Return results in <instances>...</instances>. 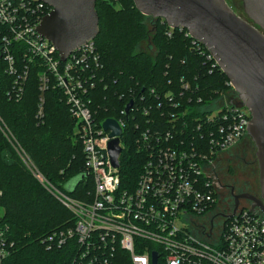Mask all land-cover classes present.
<instances>
[{"label":"built area","instance_id":"built-area-1","mask_svg":"<svg viewBox=\"0 0 264 264\" xmlns=\"http://www.w3.org/2000/svg\"><path fill=\"white\" fill-rule=\"evenodd\" d=\"M51 10L42 0H0V57L5 73L14 78L10 95L20 101L33 67L39 70L40 92H63L92 179V191L75 199L35 172L74 219L73 226L49 235L44 241L47 247H69L74 256L68 264H152L153 253L158 255V264H264V214L260 209L239 205L235 213L233 208L219 218L217 225L202 226L219 204L220 185L213 170L217 156L248 136L251 115L240 101L238 105L230 101L228 94L234 90L230 81L231 89L210 100L194 117L195 131L187 118H182L186 113H168L170 107L181 109L182 100L191 91L189 85L182 86L177 97L166 93L165 101L157 106L169 108L163 112L164 122L151 118L145 127L134 122L135 112L148 116L152 106L140 111L132 97V140L146 160L136 185L124 186L120 162L119 168L113 167L108 152L111 131L104 130L106 121L99 119L91 106L90 93L104 67L101 56L92 40L62 61L53 44L37 31ZM208 55L213 67L219 68ZM21 56L26 64L20 61ZM151 95L155 92L141 96L139 103ZM201 101L199 98L198 103ZM213 103H217L216 111L209 109ZM123 115L128 116L125 109ZM113 120L122 129L119 145L124 151L127 124ZM194 133L197 138L193 140ZM4 233L0 226V264L8 254Z\"/></svg>","mask_w":264,"mask_h":264},{"label":"trees","instance_id":"trees-1","mask_svg":"<svg viewBox=\"0 0 264 264\" xmlns=\"http://www.w3.org/2000/svg\"><path fill=\"white\" fill-rule=\"evenodd\" d=\"M96 11L99 35L94 43L104 67L98 85L90 93L91 106L99 119H122L127 124L119 176L122 185L133 187L146 155L132 140V110L128 116L123 115L132 97L140 111L143 106H152L148 116L134 111V122L145 127L151 118L164 122L163 112L169 108L161 110L157 106L165 101L166 93L177 97L182 86L189 85L191 91L182 100L181 109L170 107L168 113H186L182 118H187L195 131L194 117L201 108L231 88L222 70L213 67L206 48L195 43L186 31L170 29L162 19H153V28L149 29L151 18L142 15L132 0H98ZM143 42L150 43L155 53L139 49ZM20 61L26 64L23 56ZM38 72L31 68L19 101L10 95L14 78L5 73L0 57V226L8 253L1 264H68L74 256L67 246L49 249L44 242L52 233L73 226L74 219L35 172L47 184L75 199L87 196L93 188L76 122L69 114L63 92H40ZM150 91L155 96L139 103L140 97ZM166 122L171 126L168 119ZM195 137V133L191 135L193 140ZM22 159H30L35 169L29 164L27 167ZM76 178L82 181L74 191H68V184Z\"/></svg>","mask_w":264,"mask_h":264},{"label":"water","instance_id":"water-1","mask_svg":"<svg viewBox=\"0 0 264 264\" xmlns=\"http://www.w3.org/2000/svg\"><path fill=\"white\" fill-rule=\"evenodd\" d=\"M52 8L38 26V33L53 44L62 61L95 40L99 35L98 0H42ZM139 12L154 20L162 19L172 29H184L205 46L230 81L239 101L251 115L248 136L253 141L258 166L260 196H234L235 213L240 200L252 203L251 210L264 214V0H242L249 21L238 16L225 0H132ZM133 102L125 107L128 115ZM113 138L108 146L112 166L119 168L122 129L113 119L104 122ZM81 178L67 186L75 190ZM152 264H158L153 253Z\"/></svg>","mask_w":264,"mask_h":264},{"label":"rangeland","instance_id":"rangeland-1","mask_svg":"<svg viewBox=\"0 0 264 264\" xmlns=\"http://www.w3.org/2000/svg\"><path fill=\"white\" fill-rule=\"evenodd\" d=\"M228 5L233 9V11L243 19H248L246 13L243 10L242 0H225ZM153 19L148 20L149 29L153 28ZM139 49L147 50L149 53H155V49L150 43L143 42ZM230 101L234 105H238L239 99L238 95L234 90L230 91L228 94ZM224 101V100H223ZM225 102V101H224ZM217 103L210 105L209 109L216 111L218 108ZM256 148L249 136H244L243 139L238 141L231 147L228 151L220 153L217 156L216 162L214 164L213 170L217 171V179L221 182L227 184H233L238 191H244L257 196L260 192L259 178H258V166L255 161ZM23 163L27 166L28 164L35 169L34 165L31 163L30 159H22ZM28 167V166H27ZM31 171V170H30ZM33 174V173H32ZM34 175V174H33ZM219 185V184H218ZM220 187V186H219ZM223 196H225V191L219 190V204L216 207L215 213L209 214L204 221L211 216L216 215L221 212V206L224 203ZM240 207H248V202L241 200ZM3 215V209L0 207V216ZM218 215V214H217ZM203 221V223H204ZM219 219H216L214 224L217 225Z\"/></svg>","mask_w":264,"mask_h":264},{"label":"flooded vegetation","instance_id":"flooded-vegetation-1","mask_svg":"<svg viewBox=\"0 0 264 264\" xmlns=\"http://www.w3.org/2000/svg\"><path fill=\"white\" fill-rule=\"evenodd\" d=\"M245 20L249 21V19H245ZM218 181H219V185H220L221 190L225 191V196H223V199H225V200H224L223 205L221 206V212L217 213L218 215L216 214L214 216L209 217L207 219V221H204V223L202 224V226H204V227L205 226L206 227L207 226H212L216 219H219V218H221L223 216H227L230 212H232V210L234 208V196L235 195L247 193V192H244V191H238L237 188L233 184H230V183L225 184V183L221 182L220 180H218ZM259 196H260V194H258L255 197L258 198ZM247 202H248V206L252 205L251 202H249V201H247Z\"/></svg>","mask_w":264,"mask_h":264}]
</instances>
